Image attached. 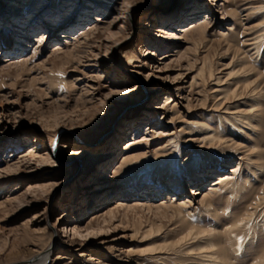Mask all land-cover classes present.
I'll use <instances>...</instances> for the list:
<instances>
[{
  "label": "rangeland",
  "instance_id": "obj_1",
  "mask_svg": "<svg viewBox=\"0 0 264 264\" xmlns=\"http://www.w3.org/2000/svg\"><path fill=\"white\" fill-rule=\"evenodd\" d=\"M263 242L264 0H0V264Z\"/></svg>",
  "mask_w": 264,
  "mask_h": 264
},
{
  "label": "bare ground",
  "instance_id": "obj_2",
  "mask_svg": "<svg viewBox=\"0 0 264 264\" xmlns=\"http://www.w3.org/2000/svg\"><path fill=\"white\" fill-rule=\"evenodd\" d=\"M246 86H248V85H245V87ZM251 90V92L252 91H254L255 89H256V86H254V87H251L250 88ZM188 166V165H187ZM100 190V188H99V186L98 187H96V189L95 190ZM192 234V232H188V236L189 235H191ZM264 243V242H263ZM218 245V244H217ZM264 245H262L261 247H263ZM211 248V247H210ZM199 250H200V253H204L205 255H208V256H210V259H212V263L211 264H216V260L219 258V256L220 255H222L223 256V262H226V264H230V263H228L229 262V260L226 258L227 257V254H225V249L223 250V248H221L220 246L218 247V248H216V249H205L204 251H202L200 248H198ZM191 250L192 249H188V252L189 253H192L191 252ZM48 256V252L47 251H45V252H43V253H41L40 255H38V256H35L34 258H32V260L30 259L29 261V263L28 264H46L47 263V257ZM254 259V258H253ZM252 259V260H253ZM260 259L262 260L263 259V261H264V257H260ZM260 259L258 260V261H260ZM255 260V259H254ZM220 262V261H219ZM222 262V260H221V263H223Z\"/></svg>",
  "mask_w": 264,
  "mask_h": 264
}]
</instances>
